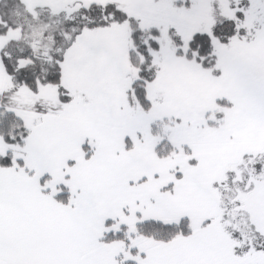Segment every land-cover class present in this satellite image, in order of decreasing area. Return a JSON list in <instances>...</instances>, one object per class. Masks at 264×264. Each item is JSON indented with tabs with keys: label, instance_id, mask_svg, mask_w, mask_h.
Instances as JSON below:
<instances>
[{
	"label": "snow or ice",
	"instance_id": "6c2138e0",
	"mask_svg": "<svg viewBox=\"0 0 264 264\" xmlns=\"http://www.w3.org/2000/svg\"><path fill=\"white\" fill-rule=\"evenodd\" d=\"M0 264H264V0H0Z\"/></svg>",
	"mask_w": 264,
	"mask_h": 264
}]
</instances>
